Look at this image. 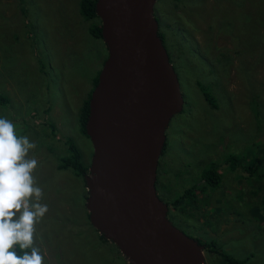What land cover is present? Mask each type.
I'll list each match as a JSON object with an SVG mask.
<instances>
[{
  "label": "rangeland",
  "instance_id": "374dc122",
  "mask_svg": "<svg viewBox=\"0 0 264 264\" xmlns=\"http://www.w3.org/2000/svg\"><path fill=\"white\" fill-rule=\"evenodd\" d=\"M79 2L0 0V118L36 144L27 158L37 160L32 175L48 207L34 234L44 264H129L89 226L85 178L58 168L72 141L90 174L80 107L107 57ZM154 14L184 99L166 128L157 194L185 234L264 264V0H156ZM212 163L214 187L200 179ZM210 245L205 263L227 264Z\"/></svg>",
  "mask_w": 264,
  "mask_h": 264
},
{
  "label": "water",
  "instance_id": "95a60500",
  "mask_svg": "<svg viewBox=\"0 0 264 264\" xmlns=\"http://www.w3.org/2000/svg\"><path fill=\"white\" fill-rule=\"evenodd\" d=\"M155 1H95L107 57L85 122L93 149L87 208L129 264H206L204 245L168 219L155 187L165 129L184 104Z\"/></svg>",
  "mask_w": 264,
  "mask_h": 264
},
{
  "label": "clouds",
  "instance_id": "9594fccd",
  "mask_svg": "<svg viewBox=\"0 0 264 264\" xmlns=\"http://www.w3.org/2000/svg\"><path fill=\"white\" fill-rule=\"evenodd\" d=\"M35 148L12 121L0 118V264H44L34 234L48 207L32 175L37 160L27 158Z\"/></svg>",
  "mask_w": 264,
  "mask_h": 264
},
{
  "label": "trees",
  "instance_id": "16d2710c",
  "mask_svg": "<svg viewBox=\"0 0 264 264\" xmlns=\"http://www.w3.org/2000/svg\"><path fill=\"white\" fill-rule=\"evenodd\" d=\"M95 1L96 0H80L79 12L83 16V18H85V20H90V21L92 20V25L90 26V29H89V31H90L89 33L91 34V36L96 37V38H101V21L98 18V16L96 15ZM263 28H264V26H263ZM158 34L162 38V40L164 41L163 34H161L159 31H158ZM97 79H98V76H96L93 79V85L94 86L97 83ZM197 85L201 89L205 99L210 103V105L212 107H216V104H214V102L210 98V94L205 91L204 87L200 84V82H197ZM90 97H91V94L89 96V99L86 100L85 102H83L81 107H80V123H81L80 124V130L86 136H87V134L85 132V122H86L88 112H89ZM4 100H5V98L0 95V103L1 104H4ZM68 148H69L70 154H69V156L62 158V160L60 161V168L61 169H72L73 172H75L77 174V176L85 178V176L87 175V167L83 163L81 151L78 149V147L72 141L69 142ZM262 162L263 161L261 158H257L250 164L251 168L253 167L254 173H257L259 167H261ZM258 175H260V174H258ZM200 179L202 181H204L205 183H208L210 186L214 187L215 185H217L220 182L221 175H220V172L215 167V165L212 163V164H210L208 170H205L204 172H202ZM187 191L190 193H193V191L192 190L190 191V189ZM188 192L183 194V196H186V194ZM177 202H179V201H177ZM197 241L201 245H204L203 251H206L208 249L210 244L201 242L200 240H197ZM211 247L213 248V251L218 253L221 256V258L227 264H245V262L247 260V259L232 258L229 255H227L226 253H223L222 251H216L213 246H211ZM17 251H19L18 248H17Z\"/></svg>",
  "mask_w": 264,
  "mask_h": 264
},
{
  "label": "bare ground",
  "instance_id": "6f19581e",
  "mask_svg": "<svg viewBox=\"0 0 264 264\" xmlns=\"http://www.w3.org/2000/svg\"><path fill=\"white\" fill-rule=\"evenodd\" d=\"M154 16H155V14H154ZM156 17V16H155ZM157 19V18H156ZM158 21V20H157ZM164 43V42H163ZM168 52V51H167ZM168 56H169V54H168ZM169 60H170V63H171V65L173 66V63L171 62V58H170V56H169ZM173 68H174V66H173ZM175 70V69H174ZM176 72V71H175ZM177 74V73H176ZM178 76V75H177ZM178 80H179V78H178ZM180 84V83H179ZM184 105V104H183ZM183 109V108H182ZM182 111V110H181ZM180 111V112H181ZM174 116V115H173ZM173 116H172V118H173ZM171 118V119H172ZM171 119H170V121H171ZM170 121H169V123H170ZM169 125V124H168ZM167 128V127H166ZM165 132H166V129H165ZM166 135V134H165ZM165 142H166V139H165ZM164 148H165V143H164V147H163V150H162V154H163V151H164ZM162 154L160 155V157L162 156ZM160 157H159V160H160ZM159 160H158V164H159ZM157 175H158V165H157V170H156V182H155V187H156V191H157ZM158 193V192H157ZM165 202V201H164ZM167 206H168V204H167ZM169 209V208H168ZM168 212V211H167ZM90 213V212H89ZM168 217V216H167ZM171 221V220H170ZM172 222V221H171ZM189 236V235H188ZM191 237V236H190ZM193 238V237H192ZM195 239V238H194Z\"/></svg>",
  "mask_w": 264,
  "mask_h": 264
},
{
  "label": "crops",
  "instance_id": "0c3cea01",
  "mask_svg": "<svg viewBox=\"0 0 264 264\" xmlns=\"http://www.w3.org/2000/svg\"><path fill=\"white\" fill-rule=\"evenodd\" d=\"M107 49V48H106ZM0 95H2V94H0ZM58 168L59 169H61L60 168V163H59V165H58ZM67 171H69L70 169H66ZM62 171V170H61ZM54 172H56V171H54ZM89 223V222H88ZM89 226L94 230V231H96V232H98L97 230H96V228L93 226V225H91L90 223H89ZM99 233V232H98ZM100 234V233H99ZM113 243V242H112ZM115 245V244H114ZM70 247H72V248H75L76 246H70ZM115 247L117 248V246L115 245ZM118 249V248H117ZM95 250L96 251H104V250H106V249H102V248H100V247H97V248H95ZM121 263L122 264H124L122 261H121Z\"/></svg>",
  "mask_w": 264,
  "mask_h": 264
},
{
  "label": "flooded vegetation",
  "instance_id": "af4514ba",
  "mask_svg": "<svg viewBox=\"0 0 264 264\" xmlns=\"http://www.w3.org/2000/svg\"><path fill=\"white\" fill-rule=\"evenodd\" d=\"M167 216H169V218H170V213L169 212H167ZM172 220V219H171ZM173 223V222H172ZM174 224V223H173Z\"/></svg>",
  "mask_w": 264,
  "mask_h": 264
}]
</instances>
